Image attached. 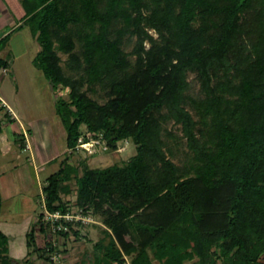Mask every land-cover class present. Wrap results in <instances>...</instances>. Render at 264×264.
Returning a JSON list of instances; mask_svg holds the SVG:
<instances>
[{
    "label": "trees",
    "instance_id": "1",
    "mask_svg": "<svg viewBox=\"0 0 264 264\" xmlns=\"http://www.w3.org/2000/svg\"><path fill=\"white\" fill-rule=\"evenodd\" d=\"M20 1L41 47L35 66L68 90L57 101L68 151L89 132L110 151L136 146L124 165L83 163L82 175L69 154L43 187L46 208L65 211L75 180L74 204L103 220L93 264H264V0ZM183 140L191 162L178 165L171 141ZM42 216L24 264L59 251ZM20 263L0 231V264Z\"/></svg>",
    "mask_w": 264,
    "mask_h": 264
},
{
    "label": "rangeland",
    "instance_id": "2",
    "mask_svg": "<svg viewBox=\"0 0 264 264\" xmlns=\"http://www.w3.org/2000/svg\"><path fill=\"white\" fill-rule=\"evenodd\" d=\"M2 1V0H0ZM7 4V8L13 18H19L23 14V9L18 5V0H3ZM9 15V14H8ZM9 19V18H8ZM8 19L6 24L2 26L0 35L3 37L5 33L10 34L13 27ZM28 26H34L27 23ZM32 30V27H31ZM33 32V30H32ZM11 38V37H10ZM21 38L12 41V47L19 45ZM133 44L127 45L125 50L131 51ZM63 60L67 56L60 53ZM24 58V57H23ZM10 64L13 63V57H7ZM27 59V58H25ZM24 60V59H23ZM25 61V60H24ZM64 66V63L62 64ZM36 77L24 81V93L32 102L37 116V131L32 130L30 126L25 127L26 136L32 143L31 152H22L16 148L15 152L8 156L0 151V231L3 232L10 240V255L19 259L20 264H24L27 257L28 249L26 247V234L32 229L33 225L38 221L40 214L45 211V197L43 187L47 178L59 170L61 162L70 154V163L79 168V175L83 173V167L86 163L90 168L104 169L113 165H124L136 155V146L133 141L124 142L120 151H97L90 154L84 149L68 151L67 148V130L61 117L57 114V101L61 97L68 98V90L54 89L44 72L38 68L34 70ZM38 76V77H37ZM192 85V93L198 94L200 85L195 74L189 75ZM101 93V92H100ZM55 95L57 97H55ZM91 96L98 99L100 103L104 102V98L100 95ZM4 94L0 91V126L1 133L13 129L20 131L19 123L14 124V120L8 114L3 112ZM8 115V116H7ZM167 128L177 136H181L179 126L169 123ZM85 129V127H83ZM32 136V137H30ZM22 139H25L22 134ZM174 145L176 156L171 157L178 165H184L191 162L190 153L185 145ZM37 150V151H36ZM74 152V153H73ZM48 158L51 161L44 162ZM19 166V167H16ZM15 166V168H14ZM65 201L70 203L76 202V184L73 180L70 184V191L62 194ZM99 224L90 225L82 229L79 235H72L66 239H59L57 249L61 253L62 259L56 261H45L39 258L37 252L30 256V260L34 264H93L95 244L104 237L103 230L107 227L103 220L96 216ZM46 239L43 234H38V245L43 246ZM22 259L24 261H22ZM127 263L130 264V257H126ZM154 264H161L152 257ZM264 263V254L261 256Z\"/></svg>",
    "mask_w": 264,
    "mask_h": 264
},
{
    "label": "crops",
    "instance_id": "3",
    "mask_svg": "<svg viewBox=\"0 0 264 264\" xmlns=\"http://www.w3.org/2000/svg\"><path fill=\"white\" fill-rule=\"evenodd\" d=\"M18 5L23 9L20 0H18ZM10 12L6 2L3 0L0 1V32L8 18L13 30L16 29L11 32V38L8 44L0 51V58L7 62V65L0 69V91L5 97L3 112L13 118L15 121L14 124L19 123L20 131L11 129L6 133H1V130L0 151H2V154L5 156H8L15 152L16 148H19L22 152H31L33 158L32 143L26 136L27 132L25 127L27 125L30 126L32 130L35 129L37 131L38 118L34 105L29 98L25 96L23 90L25 87L24 81L36 77V72L34 70H38V68L34 64V59L40 52L41 47L37 41L36 35L32 32L31 27L28 26V22L25 21V10L23 9V14L19 18H13ZM6 35L8 34L5 33V36ZM3 37L0 35V39ZM16 38L21 39L18 47L13 48L12 41ZM9 56L13 57L12 64L8 62L7 57ZM55 97L57 96L55 95ZM22 134L23 137H25L22 143L24 145L23 148H21V142L19 141L22 139ZM52 159L53 158H48L44 162H48V160L51 161ZM16 167L19 166L16 165Z\"/></svg>",
    "mask_w": 264,
    "mask_h": 264
},
{
    "label": "built area",
    "instance_id": "4",
    "mask_svg": "<svg viewBox=\"0 0 264 264\" xmlns=\"http://www.w3.org/2000/svg\"><path fill=\"white\" fill-rule=\"evenodd\" d=\"M87 136L89 140L85 141L82 136L75 150L84 149L90 154H95L98 150H108V147L103 143L101 138H96L94 134L90 132L87 133ZM120 150H122L121 147L119 151ZM44 208L45 211L43 212L41 221L47 229L53 246H57L58 240L62 239V233L70 232L71 228L80 229L81 227L99 224L92 211L80 208L74 203L68 205L65 211H49L45 205ZM61 259V253L55 251L51 254L52 261L58 262Z\"/></svg>",
    "mask_w": 264,
    "mask_h": 264
},
{
    "label": "water",
    "instance_id": "5",
    "mask_svg": "<svg viewBox=\"0 0 264 264\" xmlns=\"http://www.w3.org/2000/svg\"><path fill=\"white\" fill-rule=\"evenodd\" d=\"M1 130H2V127L0 126V132H1Z\"/></svg>",
    "mask_w": 264,
    "mask_h": 264
}]
</instances>
